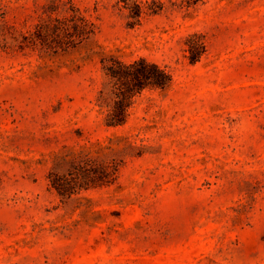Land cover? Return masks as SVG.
I'll return each instance as SVG.
<instances>
[{"label": "rangeland", "instance_id": "1", "mask_svg": "<svg viewBox=\"0 0 264 264\" xmlns=\"http://www.w3.org/2000/svg\"><path fill=\"white\" fill-rule=\"evenodd\" d=\"M67 1L0 0V264H264V0H156L133 26L121 0H72L92 36L19 47ZM109 56L172 74L118 126L99 100ZM83 153L122 158L117 178L60 195L49 172Z\"/></svg>", "mask_w": 264, "mask_h": 264}, {"label": "trees", "instance_id": "2", "mask_svg": "<svg viewBox=\"0 0 264 264\" xmlns=\"http://www.w3.org/2000/svg\"><path fill=\"white\" fill-rule=\"evenodd\" d=\"M128 9L130 26L141 21L145 14H153L162 8L160 1L152 0L145 6L140 0H121ZM186 5H192L200 0H183ZM46 8L44 14L35 24L34 29L22 33L19 47L38 45L53 52L73 48L92 36L97 29L96 22L86 14L84 9L72 0L67 1L65 13L54 14ZM188 38V57L194 62L205 51V41L200 37L193 48ZM105 81L100 89L99 100L106 106L104 123L108 126L124 124L135 99L147 89H165L172 82V74L159 63L139 56L132 60H124L117 56L102 59ZM122 158L114 161H96L88 153H83L74 159L65 172L52 170L49 172L51 186L62 196H70L82 188L102 186L113 182L118 175Z\"/></svg>", "mask_w": 264, "mask_h": 264}]
</instances>
